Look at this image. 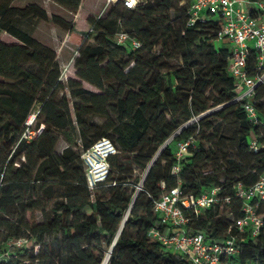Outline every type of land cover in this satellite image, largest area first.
<instances>
[{
	"label": "trees",
	"instance_id": "1",
	"mask_svg": "<svg viewBox=\"0 0 264 264\" xmlns=\"http://www.w3.org/2000/svg\"><path fill=\"white\" fill-rule=\"evenodd\" d=\"M55 1L76 14L82 0ZM184 1L148 0L135 9L112 4L106 16L89 20L86 39L38 4L17 7L0 0V30L21 42L0 39V264H102L103 244L110 246L108 264H192L149 235L153 227L166 235L178 231L161 224L155 200L179 179L188 193L219 186L222 195L232 197L231 204L194 218L189 232L202 231L215 241L237 232L243 203L235 185H252L264 175V148H249L259 129L247 119L243 102L234 101L231 49L227 39L217 41L220 18L189 24L191 1ZM18 18L66 28L80 44V79L61 82L56 51L17 26ZM121 30L141 47L118 44ZM91 37L95 42L87 41ZM256 56L251 48V65ZM82 80L100 92L86 89ZM39 101L32 128L27 121ZM259 107L264 113V104ZM194 117L199 119L185 126ZM27 129L31 138L24 137ZM62 136L81 150L69 143L58 152ZM191 136L195 146L177 177L172 174L176 144ZM103 137L118 153L110 158L108 179L91 190L82 154ZM258 213L264 219V201ZM130 228L138 230L136 236ZM15 239H25V245L9 246ZM238 246L235 259L264 264V227L257 236L241 233Z\"/></svg>",
	"mask_w": 264,
	"mask_h": 264
},
{
	"label": "built area",
	"instance_id": "2",
	"mask_svg": "<svg viewBox=\"0 0 264 264\" xmlns=\"http://www.w3.org/2000/svg\"><path fill=\"white\" fill-rule=\"evenodd\" d=\"M190 1L189 24H194L200 19L206 20L213 15H217L221 20L217 41L227 39L231 49L228 70L235 81L234 101L243 102L247 119L259 129L249 141V148L259 152L264 148V113L259 107L260 104H264V0ZM105 2L109 5L121 3L129 9H135L148 0H105ZM116 41L133 49L141 47L137 39L123 30L117 34ZM251 48L257 52L256 62L253 65L249 61ZM198 119L199 117H194L185 126ZM29 121L28 125L31 126L32 121ZM32 135L33 131L29 129L24 133L26 138H31ZM193 146H195L194 136L177 142L175 148L177 163L172 168L173 175L180 177L181 161L190 154ZM117 153L116 145L108 137L99 139L84 150L82 159L86 167L87 184L91 190L108 179L111 171L110 158ZM145 175L146 173L137 186V191L142 189ZM162 187L165 188L164 183ZM235 196L243 203L242 216L235 221L237 232L229 233L221 241L211 240L202 231L189 232L188 225L194 218L200 217L207 208L221 203L231 204L232 197L222 195L219 186H214L200 195L188 193L179 179L177 186L166 189L155 200V210L160 216L161 224L167 228H176L178 231L166 235L153 227L149 235L160 242L167 251L187 256L192 264H245L235 259L240 251L238 237L246 231L257 236L264 227V219L258 213L259 204L264 201V175L249 186H245L242 182L237 183ZM25 242V239H15L8 245L21 247Z\"/></svg>",
	"mask_w": 264,
	"mask_h": 264
},
{
	"label": "rangeland",
	"instance_id": "3",
	"mask_svg": "<svg viewBox=\"0 0 264 264\" xmlns=\"http://www.w3.org/2000/svg\"><path fill=\"white\" fill-rule=\"evenodd\" d=\"M185 0L184 2H186ZM30 4H38L43 7L51 17L52 15H60L70 22V25L74 28V31L81 34L84 38H88V34L91 31V24L89 20L91 18L98 19L100 17L106 16L108 12L114 8V5H109L105 0H82L79 10L76 14L68 11L64 7L60 6L55 0H11L12 6L17 7H26ZM174 16V13L172 12ZM214 18H217V15H213ZM16 25L20 28L28 31L34 37H36L41 42L50 46L56 51L57 54V63L61 70L60 81L67 85L69 79H80L77 76V67L76 62L80 57V44L70 39L69 32L66 28L55 24L53 21L40 20L37 18H18L15 21ZM0 39L8 44L21 43L16 37L8 34L4 30H0ZM88 42H95L94 37L87 40ZM83 86L91 91L100 92V90L92 85L91 83L82 80ZM70 96V95H69ZM73 100V99H71ZM72 103V102H71ZM41 102H37L32 113L30 114L28 121L31 120L32 128L35 126V119L38 111L40 110ZM27 121V124H28ZM97 124H101L103 119L100 117H95L93 119ZM219 123V122H218ZM225 132H230V127L225 128ZM71 144L72 148L75 150H81L80 145L77 141L68 142L63 136L60 137V140L57 145V151L61 152L62 149L67 145ZM208 145H205L207 147ZM162 149V147H161ZM159 149V150H161ZM158 155V154H157ZM138 173L142 171L138 170ZM137 174V173H136ZM135 176V175H134ZM35 217L39 222L44 220V216L40 211L35 212ZM120 227V226H119ZM122 227L121 230H123ZM136 228H130L129 234L136 236ZM104 249V259L107 253L110 250V246L103 244ZM4 259L8 260L9 255L5 254ZM103 259V261H104ZM102 261V263H103ZM108 264V263H107Z\"/></svg>",
	"mask_w": 264,
	"mask_h": 264
},
{
	"label": "bare ground",
	"instance_id": "4",
	"mask_svg": "<svg viewBox=\"0 0 264 264\" xmlns=\"http://www.w3.org/2000/svg\"><path fill=\"white\" fill-rule=\"evenodd\" d=\"M29 122H31V120H30ZM110 255H111V251H109V252L107 253V255H106L105 259H104V264H107V263H108L109 258H110Z\"/></svg>",
	"mask_w": 264,
	"mask_h": 264
}]
</instances>
